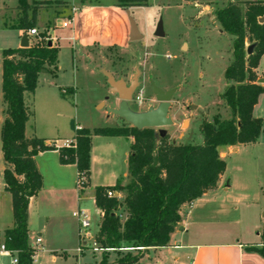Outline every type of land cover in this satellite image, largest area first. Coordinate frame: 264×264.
Returning a JSON list of instances; mask_svg holds the SVG:
<instances>
[{
	"label": "rangeland",
	"instance_id": "rangeland-1",
	"mask_svg": "<svg viewBox=\"0 0 264 264\" xmlns=\"http://www.w3.org/2000/svg\"><path fill=\"white\" fill-rule=\"evenodd\" d=\"M31 1L26 0L29 7H33L36 1L48 2L37 10V33H44L46 41L53 38L55 46L58 42L59 54L55 74H40L34 93L24 94V104L29 116L25 126L27 138L36 137L55 143L70 139L75 127L90 132L101 128H133L124 119L108 111L118 109L120 100L110 92L103 72L110 73L115 81L122 80L126 85L136 71L139 72L138 87L127 102L133 113H145L158 107L159 103L150 89V81L163 91L175 90L167 114L172 123L163 128L166 132V144L201 145L202 123H211L214 118L218 121L230 118V111L220 96L232 84L224 79V70L232 59L233 38L222 32L213 15L215 10L225 5L223 2L206 4L189 3L185 0H147L145 6L131 7L125 11L129 21L128 31L120 14L113 10L117 0H83L84 4L91 3L97 7L84 14L81 12L80 0ZM56 1L68 2L69 5ZM72 5L77 7V15L81 16L76 26L78 34H105L119 42L120 50H104L95 45L80 49L78 45H74L72 53V43L66 39L69 30L60 28L62 21L73 16ZM17 6V0H0V22L15 24L18 18L13 17L14 14L4 15V9ZM130 21L136 26L140 40L131 41ZM159 26L162 37L156 36ZM45 31H52V35L48 32L45 34ZM29 37L33 45L45 41L38 36ZM260 72L256 73L258 80H264V62L260 66ZM62 92L65 96L61 95ZM256 115L261 119V138L254 144L240 146L239 152L226 158L225 179L231 184V189L225 195L241 199L243 203L238 205L237 213L244 215L247 221L260 216L264 222V94ZM91 138L94 150L103 154V163L99 167L92 166L91 187H83L81 192L76 184L75 170L59 168L54 154H46L37 159L43 185L39 202L47 210L54 197H60L57 205L64 219V228L55 237L57 255L64 256L55 264L100 263L102 252L95 249L93 243L101 221L93 201V184L103 177L116 175L121 178L127 172L125 154L130 150L129 139ZM68 145L65 144V147ZM3 166L1 155V171ZM74 188L80 200H77ZM119 197L121 201L123 196ZM216 197H219L218 193H209L204 198L209 200L208 204H201L203 206H198L196 212L211 217L206 221V228L212 231L233 228L227 222L236 215L233 210L235 204L223 208L226 212L223 217H215L218 208L224 206L223 200ZM4 199L0 189V204ZM73 211L80 213V218L85 217L89 228L87 236H84V231H80L76 242L70 243V226L72 229H79V220L72 217ZM122 251L119 255L110 252L107 261L114 262L126 251L136 254L133 250ZM51 257V254L40 256L37 264H52Z\"/></svg>",
	"mask_w": 264,
	"mask_h": 264
},
{
	"label": "trees",
	"instance_id": "trees-1",
	"mask_svg": "<svg viewBox=\"0 0 264 264\" xmlns=\"http://www.w3.org/2000/svg\"><path fill=\"white\" fill-rule=\"evenodd\" d=\"M19 17L15 24H4L10 30L28 31L36 28L37 10L48 2L33 7L26 0H17ZM118 7L145 6L147 0H117ZM189 3L225 5L214 11V19L223 33L233 38L232 59L224 70V79L231 82L220 99L230 111L228 120L200 125L201 145L166 144L152 129L101 128L92 132L74 128L73 143L56 147L36 137L25 136L28 111L24 94H33L42 73L57 71L58 48L45 41L30 47L6 49L1 52V92L4 121L0 127V151L4 163L3 190L10 194L13 227L4 232L3 246L15 253L17 264H33L34 252L28 243V205L42 188V177L36 167L38 153L57 151L62 166L74 165L81 192L89 182L91 137H122L132 139L127 159L128 182L113 187H96L94 205L101 221L93 238L95 249L102 252L99 264H137L150 249L166 247L170 235L180 223L179 210L205 193L215 190L225 173L226 164L219 148L254 144L261 132V120L254 119L253 109L264 84L258 83L256 69L264 56V0H185ZM29 13V14H28ZM47 31H45L46 34ZM253 45L248 56L246 49ZM64 92V91H63ZM63 92L61 93L62 96ZM124 193V198H107L106 191ZM262 247L249 248L264 258V222ZM107 261L110 252L119 255Z\"/></svg>",
	"mask_w": 264,
	"mask_h": 264
},
{
	"label": "crops",
	"instance_id": "crops-1",
	"mask_svg": "<svg viewBox=\"0 0 264 264\" xmlns=\"http://www.w3.org/2000/svg\"><path fill=\"white\" fill-rule=\"evenodd\" d=\"M36 2H46V1H36ZM56 2L65 3V5H69L68 2H63V1H56ZM80 3H81L82 14H84L85 12H89L94 8H97L95 6H92L91 3L84 4L83 0H80ZM115 6L114 9L111 7L109 8L115 10L118 14H120L122 20L124 21L126 29L129 31V21L127 16L125 15V11L128 10L129 8L126 9L120 8L118 7V3ZM17 7H14L12 9L5 8L4 15L14 14L13 17L18 18L20 14L19 11L16 10ZM73 7H74L73 8L74 13L73 16L71 17L72 19L71 25L69 26V28L63 29V30H69L66 39L72 43L71 46L72 53H74V48H73L74 45H78L80 49L95 45L104 50L110 48H115L117 50H120L119 42H117L115 39L105 34H95L89 36H83L81 32L78 34L76 26L81 16L79 17L77 15L78 13L77 7L76 6ZM41 8H43V6L40 7L39 9ZM4 24L6 23L0 22V52L6 49L21 48V43L24 39H26L27 41V47H30L32 45L33 41L32 42L30 41V37L27 35V31L10 30L6 28ZM35 29L37 30V25ZM47 32L49 35H52V31L51 33L49 31ZM50 39L52 42L51 46H55L54 39L53 38ZM56 47L58 48V54H59L58 42ZM263 62H264V56L259 61L258 67L256 69V73L258 72L261 73L260 66L262 65ZM1 63H2V57L0 56V127L4 121V117H3L4 106L2 104V92H1ZM57 64H58V55H57ZM262 96L263 95L259 96L257 105L253 109L252 116L254 119H260L256 115V110L259 106V101ZM73 137L74 135L70 139L65 140L64 142L55 141L56 147H61V146H65V144L73 143ZM102 138H110V140L123 139L122 137H102ZM260 138L261 137L259 135L257 141H259ZM128 139L131 145L132 139L130 138ZM262 140H264V137L262 138ZM246 145H250V144H246ZM240 146L243 145H237L235 147L219 148L221 159L225 162L226 158L229 155L239 152ZM46 154H54L57 157L56 165L59 168L73 169L75 170V176H77L74 165L62 166L59 164L57 151L42 152L37 154V156L35 157V164L39 172H40V168L37 164V159ZM125 155H126V165H127L129 152L126 153ZM102 156H103L102 153L100 154L96 150H94L91 139L88 187H91L90 180L92 179V175H91L92 166L93 165L96 167L101 166L100 164L103 163V161L101 160ZM0 158H1V154H0ZM2 171L0 170V176H1L0 189L2 191V194L5 196V199L3 203L0 204V247L3 245L4 232L13 227L11 196L9 193L3 190L4 184L2 181ZM127 182H128V172L123 173L121 178H118L116 175L108 176L107 178L103 177L101 180H98V182H95L93 184V192H92L93 201H94V190L96 187H113L117 183H120L121 186H125ZM230 189H231V184H229V182L226 181L225 173H224L218 183L216 190L209 191L205 193L200 199H197L189 204L182 205L179 210V215L181 219L180 223L178 224V227L174 230V232L170 235L167 246L148 250L147 252L148 254L146 253L144 257L140 259L137 264H140L144 261H147L148 263L150 262V264H264V258L260 254L247 250L249 248L260 249L262 247L261 233L263 228V220L261 219L260 216H257L252 220L247 221V219L244 218V215L238 214L237 213L238 205L242 204L243 202L241 201L240 198H238V196L225 195L229 193ZM73 190L77 195V200H80L76 189L74 188ZM42 191H43V186L39 191V193L37 194V196L35 198H31L29 201L28 218H27L28 243L30 246H32L34 244L35 239L40 238L41 246L43 247V250L40 251L35 256L33 264H37V259L45 254H51L52 257L50 261L52 264H55L58 262V259H60L61 256H64V254L57 255L58 246H55V237L58 236L63 230L64 219L62 217V213L59 211V206L57 205V201H59L58 199L60 197L55 196L53 199V203H51L46 210L43 209L42 203L39 202V194ZM209 193L212 194L218 193L219 197L216 198H221L225 202L224 203L222 201V204H224V206L218 208L215 217L217 216L223 217L226 213L223 208H228L229 204H235L233 210L236 215L234 219L229 220L227 222V224L228 225L231 224L233 228L227 227L225 230H220L218 232L206 228L207 227L206 221H209L211 217L203 216L202 214H199L196 211L198 210V206H203L201 204L204 205L208 204L209 200L208 199L204 200V198H206ZM120 195H122L124 198V193H120ZM215 199H213V203ZM200 208L202 207H199V209ZM75 214L76 211H73L72 217L76 219L77 217L75 216ZM263 218H264V214H263ZM70 230L71 231L69 233V241L70 243H74L77 240V235L79 238V229H76L75 227H73L72 229V226H70ZM12 257H13L12 255L10 256L5 255L0 251V264H11Z\"/></svg>",
	"mask_w": 264,
	"mask_h": 264
},
{
	"label": "water",
	"instance_id": "water-1",
	"mask_svg": "<svg viewBox=\"0 0 264 264\" xmlns=\"http://www.w3.org/2000/svg\"><path fill=\"white\" fill-rule=\"evenodd\" d=\"M264 19H260L262 22ZM157 37H162L161 27L159 26L156 32ZM130 39L131 41H137L141 39V36L137 32L136 26L130 21ZM48 46H51V41H48ZM27 47V41L24 39L21 43V48ZM254 46L250 45L246 49V54L249 56L253 51ZM103 75L107 79V84L110 88V92L116 94L120 100L118 109L108 111L117 117L124 119L125 122L129 123L133 128L137 130L143 129H157V134L160 138H164L166 132L163 128L171 125V120L167 117L169 110V102L175 92V90L163 91L155 87L153 81H150V89L155 96L156 101L159 103L158 107L154 110H150L145 113H133L129 110L127 102L130 101L132 94L138 87V76L139 72L132 78L130 85L127 86L122 80L115 81L110 73L103 72ZM264 80H258V83H263Z\"/></svg>",
	"mask_w": 264,
	"mask_h": 264
},
{
	"label": "built area",
	"instance_id": "built-area-1",
	"mask_svg": "<svg viewBox=\"0 0 264 264\" xmlns=\"http://www.w3.org/2000/svg\"><path fill=\"white\" fill-rule=\"evenodd\" d=\"M71 21L72 19H67L66 21H62L61 24H60V27L61 29H67L69 28V26L71 25ZM27 35L28 36H38V33H37V30L36 29H31V30H28L27 31ZM77 177V176H76ZM77 181V180H76ZM82 182H76L77 184V187L79 188L80 185H81ZM106 197L107 198H116L117 200H120L119 196H120V193L115 191V190H107L106 191ZM75 216L77 217V219L79 220V232L80 231H84V236H87L88 235V232H87V229L89 228V223L88 221L85 219V217L83 218H80V213H76ZM30 248L33 250L34 252V258L35 256L43 250V247L41 246V240L40 238H36L35 241H34V244L32 246H30ZM0 251L1 253L5 254V255H12V260H11V264H17V259L15 257V253L11 252V251H8L4 248V246L2 245L0 247Z\"/></svg>",
	"mask_w": 264,
	"mask_h": 264
},
{
	"label": "flooded vegetation",
	"instance_id": "flooded-vegetation-1",
	"mask_svg": "<svg viewBox=\"0 0 264 264\" xmlns=\"http://www.w3.org/2000/svg\"><path fill=\"white\" fill-rule=\"evenodd\" d=\"M136 74V73H135ZM131 82V81H130ZM130 82H129V84H127V86H129L130 85Z\"/></svg>",
	"mask_w": 264,
	"mask_h": 264
}]
</instances>
